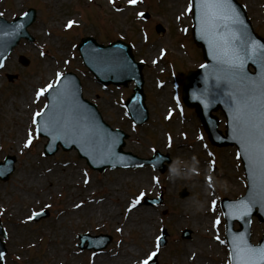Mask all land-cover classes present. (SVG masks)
Returning <instances> with one entry per match:
<instances>
[{"label":"rangeland","instance_id":"374dc122","mask_svg":"<svg viewBox=\"0 0 264 264\" xmlns=\"http://www.w3.org/2000/svg\"><path fill=\"white\" fill-rule=\"evenodd\" d=\"M89 1L0 0V18L7 22L25 15L28 9L35 11L34 20L27 27L33 41L29 43L21 39L19 45L12 46V52L0 69V162L6 156L13 159L9 160L13 163L9 178L0 181V224L5 230L2 241L6 249L3 264H125L126 261L143 264V259L154 248V239L161 225L168 231V248L166 246L162 256L158 257V264H229L227 249L213 241L214 232L209 229L214 216H217L214 221L221 218L218 209L207 213L209 202L214 201L215 196L211 195L213 199L210 201L205 183H213L218 193L222 191L229 198L243 192L241 167L232 156L235 148H213L214 156L208 153L203 147L207 136L192 110L187 111L188 121L183 126L179 117H173L171 125L165 124L161 119L166 112L165 107H173L169 104L171 80L169 76L158 74L157 70L152 73L151 81L146 83L149 122L134 126L127 119L121 103L122 98L129 96L130 90L111 86L101 89L75 54L74 44L78 42V37L94 34L100 40H107L112 35L110 24L115 25L116 31L126 39L134 37L139 41V34L135 38L138 25L144 26L146 32H154L155 25L161 23L169 28L166 43L177 42L174 41L173 21L186 0L182 3L180 0H144L143 6L126 7L119 13L103 7L106 0ZM125 1L116 0L119 4ZM240 1L246 6L255 30L264 36V0ZM142 8L150 13L148 23L134 19V13ZM71 18H81L86 27L72 30L73 33L69 34L64 30L63 23ZM184 46L191 55L188 57L186 53L183 61L190 64V68L195 67L192 61L197 63L198 50L191 42L184 43ZM153 50L156 52V45ZM39 51L45 56L40 57ZM22 55L29 60L28 67L18 62L17 58ZM191 57L196 60H191ZM46 63L50 64L49 69L54 74L47 75L44 70ZM173 66L175 68L178 63ZM182 69L183 77L186 65ZM68 70L82 78L84 96L97 105L104 121L113 129L127 133L126 152L145 159L156 149L169 157L171 163L176 157L186 160L195 157L201 168L198 167L190 179L170 182L167 179L168 168L160 173L145 165L136 169H106L98 173L89 169L74 150L64 152L59 149L52 156H44L45 138L33 140L25 148V129L34 132L29 123L31 112L44 109V99L34 100L35 89L44 88L47 81L53 83L57 73ZM11 76L14 79L8 80ZM157 78L168 80L161 90L155 88ZM166 128L170 129L171 138L168 135L165 139V134L169 133ZM199 137H202L201 140H198ZM215 166L216 178L213 175ZM141 172H145V182L138 184L137 175ZM49 173H55L57 180H63H52V186H49L43 176ZM183 190L187 193L186 197L179 196ZM145 198L160 199L161 202L148 205L143 202ZM193 198L202 201L203 208L195 210L191 204ZM91 203L97 204L100 209L92 210ZM104 204L111 207L107 213L104 210L99 212ZM40 211H44L41 218L32 221L34 214ZM145 213L154 217L152 222L150 218L145 220ZM131 214L132 221L125 224ZM183 229L190 230L188 239L180 237ZM261 231L259 226H255L256 239ZM215 232L221 240L224 239L220 223ZM84 233L89 236L106 234L112 241L99 252L81 251L78 249V235Z\"/></svg>","mask_w":264,"mask_h":264},{"label":"snow or ice","instance_id":"6c2138e0","mask_svg":"<svg viewBox=\"0 0 264 264\" xmlns=\"http://www.w3.org/2000/svg\"><path fill=\"white\" fill-rule=\"evenodd\" d=\"M193 4L201 38L207 42L213 62L207 78L212 80L213 87L201 90L196 98L207 101L205 107L215 102L228 105L233 134L248 157L253 182L247 199L236 202L233 207L247 215L253 207L264 208V45L252 39L232 0H190V10ZM97 59L105 62L102 57ZM114 63L119 67L127 66L126 61L119 58ZM249 63L256 68L254 75L246 71ZM54 91L53 104L46 105L50 112L36 113V117H47L46 128L39 130L80 142L105 162L117 159L116 138L101 130L90 115L68 103L74 93L67 87ZM33 123H38L35 117ZM31 137L29 133L25 148L32 143ZM232 243L230 264H264V246H252L243 233L233 236Z\"/></svg>","mask_w":264,"mask_h":264},{"label":"water","instance_id":"95a60500","mask_svg":"<svg viewBox=\"0 0 264 264\" xmlns=\"http://www.w3.org/2000/svg\"><path fill=\"white\" fill-rule=\"evenodd\" d=\"M232 6L236 9V12L238 13L240 19L243 21L248 33L251 35L252 39L255 40L258 44L260 45H263L258 39H256L252 33L250 32L249 28H248V25L247 23L245 22V19H244V15L241 11L240 8H238L232 1ZM31 16L29 17H26L25 18V21H23L22 23V26H20V30L18 33H13L11 38L5 43V45L2 47V52L4 54H6L10 48L12 46H15L17 44V40L20 36H25V33L23 31V28L25 26H27L30 21H31ZM196 38L199 42V44L202 46L204 52H205V55H208V58L210 60V63H212V60L210 59V51H209V46L207 44V42L198 37L196 35ZM205 42H203V41ZM2 44V36L0 35V45ZM82 54H83V58L85 59V62L89 65V66H93L95 69V72L97 73L98 75V78L100 79V81H102L103 83H108V82H115V81H118V79H115V78H112V77H103L102 76V71H101V67H97L96 62H94L91 57L85 52L82 50ZM104 57V56H102ZM207 58V57H206ZM105 59V57H104ZM208 70H212L211 67H207L202 69L201 71H199L198 73H191L186 82H185V88H184V101L191 105V104H195L198 108V113L199 115L201 116L203 122L205 123V125L208 126L207 122L209 123V112L215 108H217V106H220L225 115H226V118H227V127H228V131H227V137L226 138H213L212 134H211V137H212V140L218 144V145H225V144H228V143H235L238 148H239V151H240V155L242 157V160L245 164V168H246V173H247V178H248V181H249V189H248V192L246 194V196L243 198L244 200L247 199L248 197V194L249 192L252 190V180L250 179L251 177V170H250V165H249V160H248V157L247 155L243 152L242 150V147L240 145V143L238 142V140L234 137V134H233V130H232V121L230 119L231 117V112L229 111V108H228V105L223 103V102H215V103H212L210 104L208 107H205V104L207 103V101H204V102H201V99L199 98H196V97H199V94H200V91L205 89V88H208V89H211L213 87V82L212 80L210 79H207L208 76H209V73L211 71H208ZM65 87H67L69 90H70V87L74 90V84H67V83H62L60 84L58 87H56L55 89H64ZM50 96H49V105L53 104L55 98H56V92L53 90H51L50 92ZM68 103L72 106L74 105H77L78 104V100L77 98L72 95L69 96L68 98ZM50 112V109H48L46 111V113ZM44 120L47 118L46 116L43 117ZM94 121V123L96 125L99 126V128L101 130H103L104 132L108 133L106 127H104L100 121L97 119V118H93L92 119ZM206 126V127H207ZM210 126V125H209ZM216 127V123L214 122L213 124V129ZM46 128V125L45 127ZM42 134L48 136V138L50 139L49 141V146H51L52 149H55V147L57 146V144H61L63 146V148L65 149H70L71 147H75L81 156L85 157L88 161V163L93 166L94 168H97L99 170H103L106 166H109V167H114V166H117V165H125L123 164L122 162H118L116 161L115 159H111V160H108L107 162L104 161H100L101 159H98V156L95 155L96 158H94L93 156V151L92 149L90 148H87V147H84L82 146V144L80 142H73V140L71 139H68V138H65V137H59V136H55V135H51L49 134L47 131H42ZM109 134V133H108ZM116 148H115V151L117 153V156L120 155V148L122 146V142H121V137L119 136H116ZM48 153H52L51 150H48L47 151ZM258 208V215L264 219V208H261L259 206H256ZM256 207H253L251 209V211L247 214V215H244V213H238L239 216L237 215V218L238 219V222L240 223L241 225V231H239L238 233L241 234H245V237L246 239L248 240V237H247V230H248V225H249V217L251 214L254 213V209ZM233 210H235V212L237 211L236 208L233 207ZM233 221H229L228 222V241H230V244H231V248L233 247V243H232V238L233 234H230L229 230H230V225ZM261 246H264V242H262ZM0 248H2L0 246ZM0 252H1V249H0Z\"/></svg>","mask_w":264,"mask_h":264},{"label":"clouds","instance_id":"9594fccd","mask_svg":"<svg viewBox=\"0 0 264 264\" xmlns=\"http://www.w3.org/2000/svg\"><path fill=\"white\" fill-rule=\"evenodd\" d=\"M198 167L199 161L195 157H193L191 160L176 157L168 166L167 179L170 182L190 179L194 175ZM191 204L195 210H200L204 206L203 202L196 198L192 199Z\"/></svg>","mask_w":264,"mask_h":264},{"label":"bare ground","instance_id":"6f19581e","mask_svg":"<svg viewBox=\"0 0 264 264\" xmlns=\"http://www.w3.org/2000/svg\"><path fill=\"white\" fill-rule=\"evenodd\" d=\"M113 58H116V55H114L113 56ZM46 65V67L44 68V70L45 71H47L48 73H47V75H50L51 73H54V72H52L49 68H51V66H50V64L49 63H46L45 64ZM32 105H34L33 103H31ZM167 122H168V120H167ZM168 123H170V122H168ZM199 168H201V167H199ZM144 173L145 172H141V173H139L138 175H137V182L136 183H138V184H140V183H142V182H145L143 179L146 177L145 175H144ZM125 175V174H124ZM43 176L45 177V180H47V184H49V186H52V180L53 181H55V182H61L62 180H63V178H60V179H56L54 176H55V173H52V174H43ZM33 177L35 178V179H38V177H35L34 175H33ZM124 179V178H123ZM122 182V181H121ZM39 199V198H38ZM29 202V201H28ZM91 209L92 210H94V209H97V208H99L100 209V207L96 204H94V203H91ZM104 207H102L103 209L100 211L99 210V212H103V210H104V212H109L110 211V208L111 207H109V205H107V204H104L103 205ZM142 209V208H141ZM135 210L134 209H132V212H134ZM138 213V212H137ZM137 213H134V214H137ZM133 214H131V215H129V217L126 219V222H125V224L128 222V221H132V216ZM145 215V220H148L149 218V221H153V216H151V214H147V213H145L144 214ZM100 216V215H99ZM201 224H203V223H201ZM132 252V251H131ZM123 256V255H122ZM132 263V261H126L125 262V264H131Z\"/></svg>","mask_w":264,"mask_h":264}]
</instances>
